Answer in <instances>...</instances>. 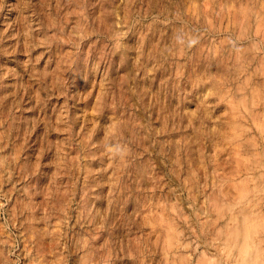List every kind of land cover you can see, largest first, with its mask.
Returning a JSON list of instances; mask_svg holds the SVG:
<instances>
[{
	"label": "rangeland",
	"instance_id": "1",
	"mask_svg": "<svg viewBox=\"0 0 264 264\" xmlns=\"http://www.w3.org/2000/svg\"><path fill=\"white\" fill-rule=\"evenodd\" d=\"M262 226L264 0H0V264H264Z\"/></svg>",
	"mask_w": 264,
	"mask_h": 264
},
{
	"label": "bare ground",
	"instance_id": "2",
	"mask_svg": "<svg viewBox=\"0 0 264 264\" xmlns=\"http://www.w3.org/2000/svg\"><path fill=\"white\" fill-rule=\"evenodd\" d=\"M256 218H257V217H256ZM241 219H242V218H241ZM244 220H245V219H244ZM246 220H247V219H246ZM249 220H250V219H249ZM249 220H247V221H249ZM238 221H239V220H238ZM241 221H242V220H241ZM247 221H245V223H246ZM252 222H253V221H252ZM242 223H244V222H242ZM242 223H241V224H242ZM245 223H244V224H245ZM261 223H262V222H261ZM242 225H243V224H242ZM236 226H237V225H236ZM240 226H241V225H240ZM250 226H251V225H250ZM234 227H235V226H234ZM234 227H233V228H234ZM255 227H256V226H255ZM262 227H264V226H262ZM259 228H260V227H259ZM248 230H249V229H248ZM234 234H235V233H234ZM246 235H247V234H246ZM248 236H249V235H248ZM248 236H247V237H248ZM227 237H228V236H227ZM242 237H243V236H242ZM251 237H252V235H251ZM236 238H237V237H236ZM245 239H246V237H245ZM245 239H244V240H245ZM244 240H243V241H244ZM258 240H259V239H258ZM231 241H232V239H231ZM236 241H237V240H236ZM240 241H241V239H240ZM243 241H242V243H243ZM247 241L249 242V239H248V238H247ZM259 241H260V240H259ZM229 242H230V241H229ZM234 242H235V241H234ZM245 242H246V241H244V243H243V244H244L243 247H242V244H241V247H242V252L245 251V253H246V252H247V249H248V245H247L248 243L245 244ZM252 242H253V241H252ZM252 242H251V243H252ZM249 243H250V242H249ZM238 245H240V244H238ZM231 246H232V245H231ZM235 246H236V245H235ZM246 246H247V248H246ZM238 247H239V250H241V249H240L241 247H240V246H238ZM236 249H237L236 251H238V248H236ZM248 250H249V249H248ZM258 250H259V249H258ZM251 251H253V250H251ZM249 252H250V251H249ZM247 253H248V252H247ZM240 254H241V253H240ZM256 254H257V253H256ZM239 256H240V255H239ZM252 256H253V255H252ZM237 257H238V256H237ZM236 259H237V258H236ZM236 259H235L234 261H236ZM253 259H254V258L252 257V261H253ZM238 260H239V259H238ZM250 260H251V259H250ZM240 261H241V260H240ZM260 261H261V260H260ZM245 262H246V261H245ZM255 262L257 263V260H256ZM240 264H241V263H240ZM244 264H245V263H244Z\"/></svg>",
	"mask_w": 264,
	"mask_h": 264
},
{
	"label": "clouds",
	"instance_id": "3",
	"mask_svg": "<svg viewBox=\"0 0 264 264\" xmlns=\"http://www.w3.org/2000/svg\"><path fill=\"white\" fill-rule=\"evenodd\" d=\"M195 43H196V40L195 39H192V40L188 41V45L189 46H191V45H193ZM125 152H126V149H120L119 152H118V154L121 155V156H123L125 154Z\"/></svg>",
	"mask_w": 264,
	"mask_h": 264
}]
</instances>
